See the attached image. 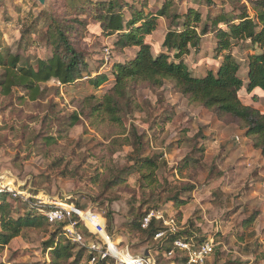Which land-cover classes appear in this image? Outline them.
I'll return each mask as SVG.
<instances>
[{
    "label": "rangeland",
    "instance_id": "rangeland-1",
    "mask_svg": "<svg viewBox=\"0 0 264 264\" xmlns=\"http://www.w3.org/2000/svg\"><path fill=\"white\" fill-rule=\"evenodd\" d=\"M107 1L47 0L41 5L37 0H0L3 50L18 54L19 66L34 65L51 54L45 35L51 17L73 25L67 34L87 63L82 77L72 84L55 79L42 83L43 94L36 100H29L21 88H14L8 96L0 93V193H9L6 199L13 206L12 215L34 211V199L28 195L67 204L69 200L99 215L93 221L100 229L89 222L91 230L101 232L100 223H105L109 238L96 235L87 240L104 246L111 241L118 249L127 247L132 255H149L155 264H170L179 251L165 256V251L154 249L162 238L147 242V234L131 230L134 218L154 211L161 216L158 221L174 224L183 236H213L215 246L203 264H264V180H256L257 167H264V158L253 153L251 162L258 164L250 172L235 167L239 163H233V158L253 152L236 121L190 103L170 80H164L161 87L146 82L130 85L127 94L135 105L119 113V124L92 114L91 106L98 96L113 85V64L133 58L138 49L116 48V36L102 30L99 14L100 9L102 13L106 10ZM119 1L126 21L133 16L127 4L146 13L155 12L166 0ZM214 2L215 6H207L198 0H173L170 12L194 8L205 21L208 15L231 10L222 0ZM33 17L38 27L28 43H21L20 30ZM169 23L170 19L160 17L146 40L153 54L167 52L173 60L174 51L162 46ZM211 37L203 35L198 51L191 49L185 56L193 76L217 71L221 58L216 60ZM251 49L250 43L233 42L230 50L241 64L238 75L244 83ZM2 72L0 68V77ZM97 74H105L108 80L94 88L89 78ZM244 97L246 104L264 112V94L255 100ZM74 114L78 121L69 126ZM134 135L140 136V146ZM45 136L55 139L46 143ZM144 157L157 163L149 178L142 177L147 169L134 168L133 159ZM122 170L129 172L117 179ZM176 192L179 200L168 199ZM56 227L43 222L23 229L0 247V264H48L50 253L45 242Z\"/></svg>",
    "mask_w": 264,
    "mask_h": 264
},
{
    "label": "trees",
    "instance_id": "trees-1",
    "mask_svg": "<svg viewBox=\"0 0 264 264\" xmlns=\"http://www.w3.org/2000/svg\"><path fill=\"white\" fill-rule=\"evenodd\" d=\"M198 2L215 6L214 0H198ZM172 4L173 0H166L155 12L146 13L133 4H127L133 16L126 21L121 12L122 2L119 0H108L104 4L106 5L104 13L100 9L101 17L98 22L107 35L116 36L114 46L119 49L136 46L138 49L133 58L113 64L111 68L113 85L107 92L98 96L96 103L91 106L92 114L119 124L122 121L119 113L135 105L127 94L130 85L146 82L152 87H161L164 80H170L176 91L186 97L190 103L201 105L218 116H228L236 121L244 130L245 137L250 140L253 148L259 150L264 158V112L240 100L241 96L255 100L256 97L264 94V0H222V4L228 5L231 10H221L215 16L208 15L205 21H202V15L194 8H187L183 13L170 12ZM96 6L103 7L102 4ZM160 17L170 19V27L164 36L162 46L166 51H174L173 60L167 52L153 54L152 46L146 40L156 29ZM23 25L19 40L21 43H28L31 33L38 27L37 20L33 17L29 24ZM72 28V24H62L57 18H49L45 35L51 54L45 59L37 60L34 65L19 66V55L10 53L8 49L3 50L0 35V68L3 70L0 77V93L8 96L14 88H21L29 100H36L43 94L42 83L55 79L60 84L69 85L79 80L82 72L87 69V63L84 53L76 50L74 42L67 34ZM206 34H210L214 39L216 60L221 59L217 62L219 64L217 71L209 70L203 76H193L184 59L190 54L191 49L198 51L201 38ZM233 42L250 43L252 46L247 54L245 83L238 75L241 64L230 51ZM107 80L108 76L105 74H97L89 78V83L94 88H98ZM97 116L95 120L99 121ZM76 121L78 117L74 114L69 126L74 125ZM139 137L136 138L140 146ZM43 139L46 143H50L55 138L45 136ZM133 160H136L134 168L140 166L149 171L142 172L143 178H149L152 170L157 166L156 160L152 157ZM128 172L122 170L116 176L117 179H121V176ZM8 195V192L0 193V247L20 235L25 228L38 227L43 222L50 225L44 215L32 207L34 211L29 210L22 216L14 217L13 206L6 199ZM168 199L179 200L177 192ZM68 203L72 202L68 200ZM74 205L83 209L78 203ZM146 213L148 211L132 220L131 230H140L147 234L145 239L147 242L153 241L158 231H164L161 242L154 247L158 252L161 250L177 252L178 250L172 246L175 238L187 240L194 238V236H183L176 229L170 233L169 227L154 218L149 221L147 227L142 228L141 221ZM108 217L111 220V216ZM51 225L57 227L45 242V248L50 253L48 264H89L91 255L87 248L71 243L64 236L62 225ZM76 229L84 238H95L81 222L77 224ZM194 239L196 243L206 240V238ZM108 243L113 244L111 241ZM183 255L185 254L180 252L175 258V263L184 264ZM107 261L113 264V260ZM105 262L106 260H97V264H105Z\"/></svg>",
    "mask_w": 264,
    "mask_h": 264
},
{
    "label": "built area",
    "instance_id": "built-area-1",
    "mask_svg": "<svg viewBox=\"0 0 264 264\" xmlns=\"http://www.w3.org/2000/svg\"><path fill=\"white\" fill-rule=\"evenodd\" d=\"M21 193V192H18ZM22 195V194H19ZM34 201L31 203L32 207L35 208L39 213L44 215L47 222L49 224L55 225H62L64 236L71 242L75 243L81 247L87 248L89 254L91 255L89 259V264H97V260H106L105 264H110L108 259L113 260V264H155V262L150 258L149 255L142 256V255H132L127 247L126 249H118L117 245H114V249H112L107 244L106 247L101 245L98 241L95 240H87L84 238L76 229V226L79 222H81L84 227L89 231L92 235H100L103 237L104 235L108 237L107 233L105 232V223L102 224L101 232L96 230H91L88 227V223L95 224L93 218L95 216H99L96 213H92L91 211L80 209L76 207L73 203L67 204L65 201H56L50 200L42 195H28ZM27 196V197H28ZM77 217V219H76ZM159 214L154 213V211H149L144 215L141 221V227H147L149 221L154 219H161ZM164 225L168 228L170 233L175 231L174 224H170L166 221H162ZM97 225V224H95ZM97 227H100L97 225ZM164 231H158L154 235V239L161 238L164 236ZM109 238V237H108ZM103 239H105L103 237ZM173 248L177 249L179 252L184 253L185 261L184 264H203L206 258L212 253V250L215 246L213 236H209L201 243H196L193 238L185 239V238H175L172 241ZM118 250L121 254L125 255L127 259L125 260L122 257H119L118 254H115ZM165 256H173V250L165 252ZM170 264H176L175 260H172Z\"/></svg>",
    "mask_w": 264,
    "mask_h": 264
},
{
    "label": "crops",
    "instance_id": "crops-1",
    "mask_svg": "<svg viewBox=\"0 0 264 264\" xmlns=\"http://www.w3.org/2000/svg\"><path fill=\"white\" fill-rule=\"evenodd\" d=\"M245 71H246V69H245ZM243 98H244V100L241 99L242 103H244V104L248 103V102L245 103V97L244 96H243ZM244 139H245V141H247L248 143H250V141H249V139L247 137H244ZM248 145H249V149H252L253 152L252 151L250 152V150L247 151V149H246L247 153H249V154L247 156H244V153H242V155H239L236 158H233V163H235V162L237 163L238 162L239 164L238 165H235L236 168H243V167H245V170L247 172H250V171H252V169H256V167H257L256 164H258L257 162H253V161L251 162V160H252L251 158H253L252 155H253V153H256L257 154V153H260V152H258L252 146H250V144H248ZM210 153H214V152L212 151ZM241 158H245V159L240 160ZM263 161H264V159H263ZM262 163L264 164V162H262ZM219 168H221L220 165H219ZM257 168H259V170H258V173H257L258 176H257V179L256 180L257 181H263L264 180V167L258 166Z\"/></svg>",
    "mask_w": 264,
    "mask_h": 264
},
{
    "label": "bare ground",
    "instance_id": "bare-ground-1",
    "mask_svg": "<svg viewBox=\"0 0 264 264\" xmlns=\"http://www.w3.org/2000/svg\"><path fill=\"white\" fill-rule=\"evenodd\" d=\"M110 245V247L112 248V249H114V245L113 244H109ZM114 253L115 254H118L119 256H121L122 258H123V256L127 259V257L125 256V255H123V254H121V252H119L118 250H116V252L114 251ZM123 255V256H122Z\"/></svg>",
    "mask_w": 264,
    "mask_h": 264
},
{
    "label": "water",
    "instance_id": "water-1",
    "mask_svg": "<svg viewBox=\"0 0 264 264\" xmlns=\"http://www.w3.org/2000/svg\"><path fill=\"white\" fill-rule=\"evenodd\" d=\"M41 5H45L47 0H37Z\"/></svg>",
    "mask_w": 264,
    "mask_h": 264
}]
</instances>
